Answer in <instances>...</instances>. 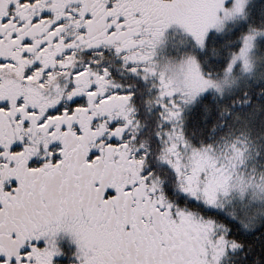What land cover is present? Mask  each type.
<instances>
[{"label":"snow or ice","instance_id":"obj_1","mask_svg":"<svg viewBox=\"0 0 264 264\" xmlns=\"http://www.w3.org/2000/svg\"><path fill=\"white\" fill-rule=\"evenodd\" d=\"M0 264H264V0H0Z\"/></svg>","mask_w":264,"mask_h":264}]
</instances>
